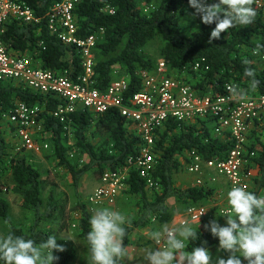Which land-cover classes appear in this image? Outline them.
Masks as SVG:
<instances>
[{
  "label": "trees",
  "instance_id": "trees-1",
  "mask_svg": "<svg viewBox=\"0 0 264 264\" xmlns=\"http://www.w3.org/2000/svg\"><path fill=\"white\" fill-rule=\"evenodd\" d=\"M22 1L32 9L40 22L25 23L11 19L6 23L1 39L9 53L31 57L35 67L57 75L67 74L72 80L83 76V51L77 46L63 43L48 26V14L62 0ZM212 2L214 0H209V3ZM187 4L188 0H160L149 13H145L140 0H79L74 10L78 24L77 39L100 36L94 50L92 79L95 88L106 92L116 77L127 78L130 85L126 96L133 97L142 89L140 75L154 71L159 64L154 65L145 56V49L150 42L160 39L163 44L162 61L168 67L167 74L181 84L190 86L197 96H221L225 94L227 85L237 86L242 97L264 95V48L258 47L264 45V16L256 11L252 24L230 29L222 33L220 39L209 44L215 23H202L199 31L191 35L181 29L180 15ZM247 67L256 70V78L260 81L256 88L250 87L249 78L244 75ZM17 103L37 106L42 110V133L49 135V149L43 153L51 151L58 167L71 177L80 215L81 237L85 242L92 214L81 198L80 188L88 174L94 172L102 177L106 171L130 167L126 184L128 193L138 199V214L133 222L126 225L124 243L128 249L136 231L144 230L154 222H171V200L188 208L213 199L214 192L205 186H177L175 176L187 171L189 152H196L205 161L225 160L233 148L228 136L217 137L214 134L215 121L212 119L186 123L169 119L157 131L153 151L156 166L152 178L159 184V189H149L139 172L129 165V160L139 154L143 140L141 136L130 132L129 122L119 110L112 109L101 116L78 110L62 122L54 116L61 104L59 99L39 94L11 81L0 82V175L6 169L11 172L15 190L22 198V207L30 215L27 226L13 225L10 205L0 196V221L9 226L8 233L24 235L35 240L37 245L49 235H55L64 250L54 251L57 257L54 264H72L77 258L73 241L62 237V232L68 227L70 214L65 203L54 193L44 200L41 173L24 157L11 155L17 140L15 138L12 144L6 140L4 128L7 120L4 119ZM261 121L264 118L255 121L254 125L264 129ZM8 128L14 135L15 128L9 123ZM70 132L74 145L68 147ZM91 133L105 136L109 141L95 145L89 136ZM255 141L248 139L243 154L247 161L244 173L254 166L259 169L255 179L257 189L252 192L263 196L264 142L258 138ZM73 148L88 157L85 166L73 164L70 158ZM196 231L199 237L188 243L186 252L194 247H207L209 250L218 247V239L211 233L202 229Z\"/></svg>",
  "mask_w": 264,
  "mask_h": 264
},
{
  "label": "built area",
  "instance_id": "built-area-1",
  "mask_svg": "<svg viewBox=\"0 0 264 264\" xmlns=\"http://www.w3.org/2000/svg\"><path fill=\"white\" fill-rule=\"evenodd\" d=\"M78 1L62 0L53 7L47 17L49 29L53 34L59 35L63 43L77 46L84 53L85 73L72 80L67 74L57 75L35 67L30 58L9 53L1 39L6 23L11 19L25 23H39L40 20L35 18L32 9L22 0H0V82L11 81L39 94L59 99L61 104L54 116L62 122L78 110H85L96 116L112 109L119 110L129 122L130 132L141 136L143 140L139 154L129 160V165L139 172L148 188L154 190L159 189V184L152 178L156 166L153 151L157 131L163 128L169 119L185 123L197 119H212L215 121L214 134L217 137L228 136L233 142V148L225 160L205 161L196 152H189L190 164L187 172L201 176L206 169L225 178L229 190L234 186L246 187L244 169L247 161L243 154L248 143L250 126L264 118V95H233L228 90H238L237 86L227 85L225 94L221 96L199 97L190 86L169 77L168 67L163 61L154 71L140 75L142 89L133 97L126 96L130 85L127 78L116 77L107 91L101 92L95 88L92 79L95 68L94 50L100 36L93 35L87 40L77 39L78 24L74 10ZM253 7L264 16V0H255ZM196 68L198 69L199 65ZM238 92L240 93L239 90ZM41 113L40 107L17 103L12 112L6 115L5 119L15 128L19 151L43 154L49 149L47 144H38L34 140L36 134L43 131ZM129 169L130 167L113 172L106 171L101 179L102 186L90 197V203L115 210L121 188L128 179ZM228 211L227 206L221 210V215ZM208 217L209 212L205 206L192 205L186 209L180 223L190 221L193 225H198ZM161 246L163 248L165 244Z\"/></svg>",
  "mask_w": 264,
  "mask_h": 264
},
{
  "label": "clouds",
  "instance_id": "clouds-1",
  "mask_svg": "<svg viewBox=\"0 0 264 264\" xmlns=\"http://www.w3.org/2000/svg\"><path fill=\"white\" fill-rule=\"evenodd\" d=\"M255 0H188L202 23H215L209 37V44L221 38V34L237 27L252 24L256 17ZM264 48V45L258 46ZM247 64V61H244ZM244 75L249 78L250 87L256 88L260 81L256 70L247 67ZM239 96L236 88L228 90ZM229 211L226 224L212 220L205 228L218 239V250L228 252L227 259L219 258L217 264H264V196L248 191L243 185L234 186L227 192ZM86 234L88 264H123L128 253L125 247L128 218L120 211L107 208L97 209L89 218ZM199 233L190 221H184L175 228L162 226L150 233V239L162 240L163 248L150 251L148 264H212L207 247L185 249L189 242L197 240ZM55 235H49L42 243L24 235L9 232L0 236V264H54V251H63Z\"/></svg>",
  "mask_w": 264,
  "mask_h": 264
},
{
  "label": "rangeland",
  "instance_id": "rangeland-1",
  "mask_svg": "<svg viewBox=\"0 0 264 264\" xmlns=\"http://www.w3.org/2000/svg\"><path fill=\"white\" fill-rule=\"evenodd\" d=\"M140 1L144 12L149 13L150 10L155 7L160 0ZM180 24L181 29L185 33L191 35L199 31L202 25V21L199 15L195 14V10L192 9L189 4H187L183 9L182 14L180 15ZM162 47V41L160 39H157L150 42L145 49V56L150 59L154 63V65H157L163 60L161 55ZM89 136L91 138V141L95 145L109 141V138L105 136H99L98 134L91 133L89 134ZM261 136L263 139L264 134H262ZM5 138L11 144L15 143V138L10 132L9 128L7 129ZM68 138L69 139L67 142V146H73L74 142L71 132ZM48 139L49 135L44 133L36 134L34 138V140L38 144H48ZM11 155H19L21 157H24L34 168H36L41 173L44 200H47L49 195L54 193L58 199L62 200L65 203L68 213L70 214V220L68 221L67 229L62 232V237L73 241L77 249V258L72 264H88L87 259L89 254L87 244L81 237L80 215L77 212V199L70 175L58 167L51 151L43 154H36L34 152H27L25 150L19 152L18 147H15L14 145V148L11 149ZM70 158L73 164L78 167H83L88 162V157L80 151L75 150L74 148L70 150ZM181 158H183V156H181ZM101 179V175L93 172L88 174L82 180L80 195L92 215L97 209L105 208L102 206L92 205L89 201L90 197L95 194L96 190H98L102 186ZM175 181L179 188H187L188 186L196 184L198 186H205L211 189L214 192L213 199L201 203L206 207V209H208L209 212V217L207 218V220H205V223L207 224L209 221L211 222L212 220L216 219V221L218 220L220 222V225L223 226L226 224V217L220 216L221 210L228 206V190L226 187L228 185L227 181L223 177L205 169L201 176L189 175L187 171H184L181 174H177L175 176ZM245 184L248 191L252 192L257 189V187L255 188V185L252 182L251 184L245 182ZM121 189V194L118 198L119 211L128 218L127 224H129L137 218L138 199L132 197L128 193L129 188L127 184H124ZM0 196L6 199L10 205V216L13 225L18 227L27 226L30 221V215L22 207V198L15 190V184L12 179V174L10 171H8V169H6L0 175ZM169 205L173 215L178 214L180 216H184L187 206L176 202L175 200H171ZM172 224H159L158 222H154L152 226L144 230L136 231L131 239L132 244L127 250L128 256L123 261L124 264H148V261L146 260L148 253L156 248H162L161 244H165L163 240L157 243L156 241L150 239V233L152 231L159 230L164 225H167L170 229L178 226ZM203 224L194 226L195 230H205V226ZM8 230L9 226L6 223L0 221V236L7 235ZM209 251L212 257V264H217L219 258L227 259L230 255L228 252L218 250V247L213 248ZM244 264H247V262L244 261Z\"/></svg>",
  "mask_w": 264,
  "mask_h": 264
},
{
  "label": "crops",
  "instance_id": "crops-1",
  "mask_svg": "<svg viewBox=\"0 0 264 264\" xmlns=\"http://www.w3.org/2000/svg\"><path fill=\"white\" fill-rule=\"evenodd\" d=\"M26 58H30L31 59V57H26ZM264 61V60H263ZM4 120H6V119H4ZM4 122V124H5V121H3ZM261 122H263V124H264V121H261ZM131 126V125H130ZM6 127L7 128H4L5 129V131L7 132V129H8V121H7V124H6ZM132 127V126H131ZM131 129V128H130ZM9 130H10V132L12 133V130L9 128ZM262 134H264V129L263 128H261L260 126H256V125H252V126H250V129H249V131H248V139H250L251 141H255V139L256 138H258V139H261L263 142H264V138L262 139ZM14 136V138H15V134L13 135ZM254 143H256V141L254 142ZM18 147V151H19V145L17 146ZM20 152V151H19ZM258 169H257V167L256 166H254L250 171H249V174H251V176H249V174H248V172L246 173L245 172V182H247L248 184H251V182L255 185V188L257 187L256 186V184L254 183V180L257 178V176H258V171H257ZM245 171V170H244ZM211 172V171H210ZM257 172V173H256ZM212 173H214L213 171H212ZM215 174V173H214ZM225 179V178H224ZM227 187V190L229 191V187L228 186H226ZM256 190V189H255ZM115 210H118L119 211V203H118V201H117V205H116V207H115ZM173 215V214H172ZM182 217L183 216H180V215H178V214H174L173 215V217H172V220H171V222L170 223H168V224H175V225H179V223H180V221H181V219H182ZM214 220H216V219H214ZM217 222L218 223H220L218 220H217ZM209 223H210V221L206 224L205 222H204V226H206V225H209ZM172 224V225H173ZM198 225H200V224H198ZM198 225H194V226H198ZM203 226V227H204ZM204 231H206V232H209L210 233V231L209 230H207L206 228H205V230ZM130 248V247H129ZM128 248V249H129ZM215 248H217V247H215ZM127 249V250H128Z\"/></svg>",
  "mask_w": 264,
  "mask_h": 264
}]
</instances>
